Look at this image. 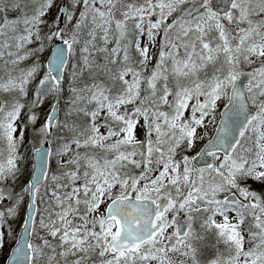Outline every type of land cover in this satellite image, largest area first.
I'll return each instance as SVG.
<instances>
[{"label": "snow or ice", "instance_id": "obj_1", "mask_svg": "<svg viewBox=\"0 0 264 264\" xmlns=\"http://www.w3.org/2000/svg\"><path fill=\"white\" fill-rule=\"evenodd\" d=\"M0 264H264V0H0Z\"/></svg>", "mask_w": 264, "mask_h": 264}]
</instances>
